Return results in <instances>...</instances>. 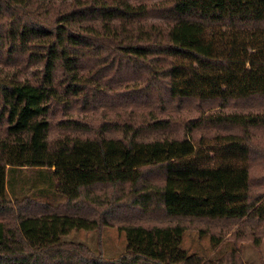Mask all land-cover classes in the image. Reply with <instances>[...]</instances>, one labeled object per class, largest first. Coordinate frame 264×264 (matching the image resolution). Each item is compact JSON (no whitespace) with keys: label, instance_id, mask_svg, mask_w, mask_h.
Returning <instances> with one entry per match:
<instances>
[{"label":"trees","instance_id":"obj_1","mask_svg":"<svg viewBox=\"0 0 264 264\" xmlns=\"http://www.w3.org/2000/svg\"><path fill=\"white\" fill-rule=\"evenodd\" d=\"M98 90V105L148 111L103 114L97 130L67 119L71 133L52 138V116L91 106ZM260 98L264 0H0V264H163L137 253L105 261L72 242L18 249L5 236L6 221L95 231L112 226L104 214L155 193L177 230L263 221L248 163L264 159V112L224 110ZM186 101L219 112L173 118L167 107ZM176 129L181 137L169 135ZM129 170L140 171L128 202H118L113 174ZM87 203L100 218L80 212ZM208 232L198 228L212 247L233 249L207 264H244L240 229L229 241Z\"/></svg>","mask_w":264,"mask_h":264},{"label":"rangeland","instance_id":"obj_2","mask_svg":"<svg viewBox=\"0 0 264 264\" xmlns=\"http://www.w3.org/2000/svg\"><path fill=\"white\" fill-rule=\"evenodd\" d=\"M96 92L95 102L87 107L76 104L75 113L71 117L64 115L63 111H58L52 116L54 126L51 130L52 138L58 137L61 133H71L72 129H66L64 126L67 119L72 118L79 120L81 124H90L93 128L91 130H97L99 124L103 122V114L113 117L119 113H131L139 116L141 113L145 114L148 111L147 107H106L98 105L96 100L100 91ZM167 108L171 116L178 120H189L202 114L210 115L219 110L216 103L202 105L192 101L183 102L179 106L170 105ZM224 110L227 112H264V98L232 101ZM155 112L159 111L155 110ZM160 115L164 114L161 113ZM4 126L5 123L0 122V130H3ZM182 132L183 129H176L169 135L181 137ZM109 136L121 137L116 132L110 133ZM143 137L148 140L161 136L148 133ZM248 164L249 183L252 192L255 195L264 194V159L253 154L250 156ZM139 171L129 170L113 174L120 181L115 189L116 201L128 202L127 199L132 194L133 180ZM106 190L111 192V187L107 186ZM164 198L161 194L156 193L143 195L134 205H126L127 212L118 211L115 215H111L112 212L108 215L104 214L106 218L110 219L112 226H104L95 231L65 230L62 232L57 228H42L28 224L20 225L19 222L6 221V244L18 249L39 251L72 242L88 246L96 257L102 256L105 261L116 259L124 253H137L148 258L157 259L163 264H207L232 251V242L229 239L238 228L242 234V237L238 239L240 260L244 264H264V220H245L236 223L232 221L229 223L213 222V224L197 221L192 224L187 223L184 231L177 230L172 216L166 213ZM63 201L61 200L60 203ZM101 210V207L87 203L80 209V212L91 217H99ZM74 212H77V210L75 209ZM121 227H127L130 231L120 229ZM198 228H205L209 231L208 233L225 235L229 245L223 243L218 248L212 247L209 235L201 238ZM256 237L260 239L259 246L254 241Z\"/></svg>","mask_w":264,"mask_h":264},{"label":"crops","instance_id":"obj_3","mask_svg":"<svg viewBox=\"0 0 264 264\" xmlns=\"http://www.w3.org/2000/svg\"><path fill=\"white\" fill-rule=\"evenodd\" d=\"M163 196V195H162Z\"/></svg>","mask_w":264,"mask_h":264}]
</instances>
